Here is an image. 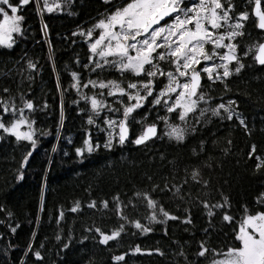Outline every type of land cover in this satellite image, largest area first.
Here are the masks:
<instances>
[{"label":"trees","instance_id":"obj_1","mask_svg":"<svg viewBox=\"0 0 264 264\" xmlns=\"http://www.w3.org/2000/svg\"><path fill=\"white\" fill-rule=\"evenodd\" d=\"M233 2L236 12L249 13L244 35L237 37L238 52L248 51L241 61L245 67L225 81L227 92L224 84L211 83L205 78L201 86L213 97V103H219L221 97L225 102L234 99L247 131L235 118L221 122L206 115L200 124L192 119L180 143L162 135L161 122L156 117L165 115L164 109L159 105L149 107L145 102V107L134 113L140 123H129L130 139L123 144L114 140L110 148L104 147V132L87 123L90 103L81 97L101 90L91 85L83 87V82L95 79L97 72L84 69L90 53L85 37L79 35L80 30L88 29L106 14L108 5L103 0H73L67 10L62 5V10L38 14L36 4L30 0L19 9L18 14L24 17V35L14 34L16 43L12 49L0 47V89H8L7 93L0 91V101L8 100L20 108L23 96V100L33 104L32 110L24 109V112L33 122L36 143L33 147L28 141H17L5 133L0 135V209H3L0 264H185L186 261L209 264L221 255L208 251L205 257H197L195 253L201 241L208 249L220 253L238 243L234 231L245 215V208L248 214L264 210V203L257 201L264 193V165L255 169V157L259 155L264 160V66H257L253 59L255 46L264 40V33L257 31L251 16L254 0ZM41 22L46 27L50 51ZM73 32L78 34L73 36ZM29 61L35 65L34 69H28ZM72 72L77 73L80 81L79 93L71 87ZM126 75L137 79L129 73ZM102 76L116 79L120 74L111 70ZM105 98L114 100V97ZM175 116L176 113L169 114V121L181 124ZM0 118H4L2 109ZM10 118L11 112L7 113V119ZM151 123H156L160 135L142 146H134L132 139ZM100 126L104 127L102 123ZM86 138L100 146L77 157L75 149L83 147ZM201 141L203 152H200ZM193 149L198 156L193 155ZM250 151H253L251 157ZM29 152L28 159L23 161ZM197 163L202 177L199 184L190 179L191 168ZM186 178L188 183L184 184ZM203 180L209 181L207 188L203 187ZM165 184L169 188L173 184L181 185V192L162 191ZM153 185L159 187L153 191ZM144 192L157 201V220L162 222L146 219L151 210L142 197L133 195ZM116 195L122 205H127L120 209L127 221L117 214L112 199ZM221 195L227 198V206L214 210V215L209 217L200 201L213 204ZM93 201L95 207H88ZM101 201L107 202V207H102ZM77 203L78 210L70 211ZM160 207L178 219H165L159 214ZM60 212L63 217L58 223ZM225 212L233 217L232 221L222 219ZM185 218L191 223L182 222ZM132 220H139L152 231L141 233L130 223ZM121 224L124 230L105 245L98 243L94 230L85 231V228H99L110 234ZM57 235L61 239L57 240ZM29 245L32 251L41 253L42 260H35ZM136 247L141 252H134ZM157 248L163 255L148 254ZM181 251L184 255H177ZM117 255H124V260H113Z\"/></svg>","mask_w":264,"mask_h":264},{"label":"snow or ice","instance_id":"obj_2","mask_svg":"<svg viewBox=\"0 0 264 264\" xmlns=\"http://www.w3.org/2000/svg\"><path fill=\"white\" fill-rule=\"evenodd\" d=\"M31 2L36 4L39 14L40 12L51 13L54 8L62 10V5L63 10H67L73 0H62L61 3L51 5L49 0H42L43 7H41V0H31ZM103 2L108 5L106 14L88 29L80 30L79 35L86 38L90 53L88 64L84 65V69L97 72V77L84 81L83 87L91 85L93 89L101 90L99 93L81 98L90 103L87 123L105 134L104 147L110 148L114 138L120 144L128 139L129 123L131 121L140 123L134 113L137 109L145 107V102L149 107L159 105L164 109L166 114L156 117L157 120H163L165 123V131L162 135L180 143L185 139L187 130L185 125L188 123L189 114H193L192 119L195 124H200L201 118L208 113L212 117H217L221 122L235 118L247 131L243 118L236 111V101L229 98L225 102L221 97L219 103H213V97L202 90L201 78L205 75L211 83L224 84V91L227 92L225 81L234 73H240L245 67L241 61L242 56L248 55V51L238 52L240 42L237 37L244 35V22L249 19L248 11L236 12L233 0H187V2L186 0H103ZM29 3L30 0H0V46L12 49L16 43L13 38L14 34L24 35L22 28L24 17L18 14V11ZM252 14L257 18L256 27L264 30L262 0H254ZM77 34L72 33L73 36ZM255 47L258 51L253 58L258 65L264 66V42ZM233 64L234 67H230ZM27 67L34 69L35 65L29 61ZM111 70L118 72L119 78L108 79L102 76L103 73ZM128 73L137 79H129L126 75ZM71 76L73 80L71 87L79 93L80 81L77 73L72 72ZM125 80L126 85H124ZM0 91L7 93L8 89L3 88ZM106 96L114 97V100L107 101ZM124 97L127 98L126 101ZM149 97H151L150 100ZM21 101L23 107L20 108H17L15 104H10L8 100L0 101V109L4 113V118H0V130L15 137L17 141H28L35 147L33 122L24 114V109L32 110L33 104L23 100V96H21ZM113 105H118V107ZM9 112H11V118L7 119ZM177 112L178 115L174 118L181 121V124L170 123L167 114ZM109 113L112 115H108ZM61 115H63L62 112ZM101 116L102 119L98 122ZM101 123L104 127L100 126ZM195 124L192 127L193 132L196 131ZM21 125L26 126L28 130L21 132L19 130ZM159 135L156 123H151L144 126L140 135L131 142L141 145ZM203 143L201 141L200 152H203ZM99 146V144L93 145L90 139L86 138L83 147L75 149L76 156H82L85 151L91 153ZM192 151L193 155H199L195 149ZM253 151L248 153L250 157ZM30 154V152L27 153L23 161H26ZM255 160V169H260L264 165V160L259 155L255 157ZM23 166L21 162L20 167L23 168ZM20 178L17 176V179ZM188 179L186 178L183 183L187 184ZM190 179L194 183H201L202 177L198 163L191 168ZM208 185L209 181L203 180V187L207 188ZM157 187L159 186L153 185V191ZM181 187V185L173 184L169 188L165 184L161 190L179 193ZM133 195L137 198L142 197L146 201L147 208L151 210L146 219L152 222H162L157 220L155 211L157 201L151 198L148 192L133 193ZM112 199L116 204L120 219L127 221V217L120 214L121 207L127 205H122L118 195L113 196ZM257 201L264 203V193H261ZM132 203L133 201L129 199V204ZM200 203L207 215L211 217L214 215V210L227 206V198L221 195V199L216 203L209 204L207 200H202ZM101 206L107 207V202L101 201ZM88 207H95V202L90 203ZM78 208L79 203L70 211L76 212ZM159 214L165 219H178L163 207L159 208ZM8 215L10 216L11 213ZM62 217L63 212H60L57 217L58 223ZM222 219L227 222L232 221L233 217L225 212ZM182 222L191 223L187 218ZM130 223L141 233L152 231L139 220H132ZM11 230L15 231L14 228ZM93 230L99 237L98 243L105 245L120 235L124 230V225L121 224L110 234L102 232L99 228H85V231ZM56 239L59 240L61 237L57 235ZM234 239L238 243L228 247L223 253L208 249L205 242L201 241L195 255L203 258L208 251H212L222 256L220 259L212 260L210 264H264V210L248 214L245 208V215L239 222L238 229L234 231ZM64 247L68 245L65 244ZM29 251L35 260H42L41 253L32 251L31 245H29ZM133 251L141 252V249L136 247ZM153 252L163 255L158 248L149 250L148 254L151 255ZM177 255L183 256L184 253L181 251ZM112 259L122 261L124 255L113 256ZM185 264L189 262L186 261Z\"/></svg>","mask_w":264,"mask_h":264},{"label":"rangeland","instance_id":"obj_3","mask_svg":"<svg viewBox=\"0 0 264 264\" xmlns=\"http://www.w3.org/2000/svg\"><path fill=\"white\" fill-rule=\"evenodd\" d=\"M59 0H49V4L51 5V4H53V3H59L58 2ZM186 2H187V0H186ZM54 10H56L55 8L53 9V11ZM96 33H94V35H95ZM13 38H14V36H13ZM86 39V38H85ZM258 45V44H257ZM0 47H3V46H0ZM210 47V46H209ZM256 47H255V51H256ZM220 51H222V50H220ZM254 51V52H255ZM199 67V66H198ZM130 74V73H129ZM131 75V74H130ZM204 78L205 79H207V76H205V75H202V79L204 80ZM208 80V79H207ZM202 85V84H201ZM126 98V97H125ZM126 100H127V98H126ZM24 114L29 118V116H28V114L26 113V112H24ZM169 114H171V113H169ZM169 114H167L168 116H169ZM18 115V114H17ZM108 115H112L111 113H109ZM178 115V112L176 113V116ZM206 115H209V116H211V114L210 113H208V114H206ZM192 116H193V114H189V118H188V123L185 125V127H186V129L187 128H189L190 126H191V121H192ZM202 119V118H201ZM160 122H161V127H162V129H163V132L165 131V123H164V121L163 120H159ZM179 121V120H178ZM170 123H171V121H169ZM179 122H181V121H179ZM32 128L34 129V126H33V123H32ZM21 132H23V131H27L28 129L26 128V126H24V125H21L20 126V129H19ZM3 132H2V130H0V135L2 134ZM6 134V133H5ZM165 136V135H164ZM33 139H34V135H33ZM114 140H116V138H114L113 139V141ZM220 258H222V256H220V257H218L217 259H220ZM210 264V263H209Z\"/></svg>","mask_w":264,"mask_h":264},{"label":"water","instance_id":"obj_4","mask_svg":"<svg viewBox=\"0 0 264 264\" xmlns=\"http://www.w3.org/2000/svg\"><path fill=\"white\" fill-rule=\"evenodd\" d=\"M253 6H254V2H253ZM253 6H252V8H251V16H252V18L254 19V21H255V26H256L257 18L252 14ZM43 26H44V25H43V23L41 22V26H40V27H42L43 36H44V41L46 42L47 48L49 49L48 36H47V34H46V31H44L45 28H44ZM256 29H257V31L264 33V30H261V29H259V28H257V27H256ZM262 42H264V40L261 41L260 43H262ZM49 51H50V49H49ZM257 51H258V49H256V51L254 52L253 57L257 54ZM253 59H254V58H253ZM254 62H255V60H254ZM255 64H256L257 66H259V67H262V65H258L256 62H255ZM202 81H203V79L201 78V84H202ZM157 128H158V126H157ZM158 131H159V128H158ZM138 135H140V134H138ZM138 135H137V136H138ZM154 138H155V137L149 139L148 141H150V140H152V139H154ZM129 139H130V133H129V128H128V139H126L124 143H126ZM133 139H135V137H134ZM133 139H132V140H133ZM148 141H146L145 143H147ZM145 143H144V144H145ZM142 145H143V144H141V145H135V144H134V146H137V147H138V146H142Z\"/></svg>","mask_w":264,"mask_h":264}]
</instances>
